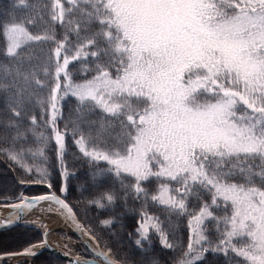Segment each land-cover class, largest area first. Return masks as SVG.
<instances>
[{
    "label": "snow or ice",
    "instance_id": "6c2138e0",
    "mask_svg": "<svg viewBox=\"0 0 264 264\" xmlns=\"http://www.w3.org/2000/svg\"><path fill=\"white\" fill-rule=\"evenodd\" d=\"M14 7L34 6L19 0ZM43 9L49 20L40 33L29 31L31 18L0 25L6 38L3 55L15 65L0 64V80L6 81L0 90L10 93L5 102L16 118L5 127L18 130L0 153L33 171L15 142L26 139L19 132L22 114L29 110L25 105L48 89L36 104L58 146L65 180L60 191L67 193V125L61 131L57 120L60 101L71 95L79 102V122L73 127L79 152L93 163L103 162L104 173L120 181L126 196L147 200L144 182L161 181L151 200L189 215L187 250L176 264H196L209 252L231 253L239 258L236 264H264V0H47ZM56 25L64 29L62 38ZM36 43L53 45L47 51L41 48L42 60L24 55ZM89 60L94 67L83 66ZM70 66L94 74L76 82ZM97 109L100 121L86 118ZM30 122L39 126L36 115ZM38 138L47 139L43 132ZM27 151L33 157L45 155L43 148ZM36 172L35 183L49 180L47 169L37 167ZM204 196L211 197L210 203ZM190 198L195 201L192 212ZM116 199L107 191L90 203L103 209L104 201L113 204ZM41 201L66 210L77 230L98 247L97 238L55 192L31 200L21 195L20 203L9 205L16 219L0 222V228L20 221V213ZM214 209L225 214L217 216ZM141 217L138 248L154 230L162 247L174 249L157 217L143 212ZM208 223L214 226L215 241L209 238ZM46 247L45 239L11 255L35 256L36 249ZM93 251L103 264H122L110 258L111 248ZM69 264L90 262L76 257Z\"/></svg>",
    "mask_w": 264,
    "mask_h": 264
},
{
    "label": "trees",
    "instance_id": "16d2710c",
    "mask_svg": "<svg viewBox=\"0 0 264 264\" xmlns=\"http://www.w3.org/2000/svg\"><path fill=\"white\" fill-rule=\"evenodd\" d=\"M19 0H0V25L7 24L13 18L24 20L31 18L34 24L27 25L29 31L40 33L47 26L49 17L43 9L44 3L47 0H27L33 5V8L19 9L14 7ZM43 16V20L41 19ZM56 32L58 38H62L64 29L56 25ZM70 39L74 40L73 36ZM6 47V38L2 31H0V64L8 65L9 68L15 67L3 55ZM50 43H36L30 49L24 51L27 56L32 53L40 59H44L40 54L41 48L45 51L52 48ZM32 63H37L33 60ZM84 67L92 68L94 65L91 60L86 61ZM70 69L74 73V80L81 82L86 76L91 77L94 73L79 72L77 68ZM3 75V68H0V76ZM40 79H44L42 73L38 74ZM6 82L0 80V83ZM32 90H35L33 87ZM14 91V90H13ZM10 93H5L0 90V148L9 147L12 143V137L17 135L16 128L5 127L16 118L12 116L11 111L7 108L5 96ZM48 89L40 92L39 96H34L31 105H25L29 110L23 115V123L20 125L19 132L26 136V139H19L15 142L16 150L24 149L23 162L33 168L31 173L26 172L16 163L8 159V157L0 153V205H4L13 201L18 196H33L46 194L48 191L55 192V194L63 198L72 208L78 222L84 226L85 230H90L92 235L99 241L98 247L101 251L112 249L110 258L118 259L122 264H153L157 261L158 264H176V260L183 256L187 250L189 239L188 220L189 215L178 214L177 212L167 209L165 206L155 203L151 200V195L157 194V190L161 181L151 179L144 182V187L149 193L148 199L143 197L136 199L131 195L125 194L121 183L114 176L106 175L104 169L107 167L103 162L93 163L89 158L81 154L75 145L73 138V127L78 121L80 113L77 111L79 102L71 95L66 96L60 101L59 107L61 116L57 120V127L61 131H65L67 125V135L65 136V152L64 164L69 173L66 181L67 193H62L60 188L65 184L64 178L61 176L63 169L60 161L57 158V149L53 141L51 129L45 125L44 118L41 116L42 109L36 104V100L46 98ZM36 115L39 126L31 125L30 117ZM87 119L92 121H100L101 113L97 109L94 114H88ZM81 127L84 133L87 134L88 128L83 123ZM98 127V124H97ZM32 129V130H30ZM35 132V135L33 134ZM43 132L47 139L38 138L39 133ZM77 134V138H78ZM95 136V132H93ZM38 148L44 149V157L39 155L33 157L27 149L36 151ZM47 169L49 180L46 183H35L37 177L36 168ZM24 181V183H21ZM47 183L52 184L50 189ZM125 184L131 183L130 180H124ZM173 187H178L173 184ZM113 191L117 199L113 204H108L106 201L103 209L96 207L90 203L93 199L99 197L102 193ZM204 200L210 203L211 197L204 196ZM195 201L189 199V212L194 209L191 207ZM147 213L148 216L157 217L161 223L164 232L168 236V240L175 247L174 249H166L160 243L159 235L150 230L149 239L144 241L141 247H137L135 241L140 239L136 229L141 221V213ZM217 216H222L225 213L220 210H215ZM110 219L112 224L104 226L101 224L102 220ZM209 238L215 241L217 239L212 223H208ZM64 235L63 232H58ZM69 235V234H68ZM72 239L73 236L69 235ZM96 243V240H93ZM41 242V233L34 227H16L8 232L0 233V256L18 253L30 244H38ZM77 244V251L81 253V257L86 258L87 254ZM97 244V243H96ZM236 258L233 254L225 257L223 254H213L211 252L205 254L203 261H197L196 264H236ZM23 264H64L61 260L46 253L41 252L29 259Z\"/></svg>",
    "mask_w": 264,
    "mask_h": 264
},
{
    "label": "water",
    "instance_id": "95a60500",
    "mask_svg": "<svg viewBox=\"0 0 264 264\" xmlns=\"http://www.w3.org/2000/svg\"><path fill=\"white\" fill-rule=\"evenodd\" d=\"M51 193H52L51 191H48L46 194L33 195V196H24V197H26L29 200H31L34 197H39V196H43V195H49ZM20 197L16 198L14 201H11V203H7V204L3 205V207L8 211V216H7V219L6 220H8V219L15 220L16 219V213H15V211L9 205H11L13 203H20ZM61 199H63V198H61ZM63 211L65 212V214H66V216L68 218V221L70 223V227H71V229L68 230V233L70 235H72L76 239L77 243L80 245V247L83 249V251L88 256V258H80V259L81 260L89 261L90 264H103L102 258L96 256L95 255V252L93 251L94 248H96L97 250H100V248L97 247V244L92 239H90L88 235H85L84 236V234L81 231L77 230L75 224L73 223V220L71 218H69L66 210L63 209ZM27 212L28 211H25L23 213H20L19 215L21 216V220L20 221H17L15 224H13V225H11L9 227L0 228V233L8 232V231H10V230H12V229H14L16 227L23 226L22 225V222L26 218ZM75 220L78 221L76 215H75ZM52 232H53L52 230H47V228L43 232H41V241H43V240L46 239V237L44 235L45 233L48 234V233H52ZM47 244H48V247H46V248H38V249H36V252H37L36 255H38L41 252H46V253H48V254L56 257L57 259L61 260L62 262H64V264H69V260L75 259L74 257H72L69 254H68V256H65V253L64 252H62L61 250L57 249L56 247L50 245L48 243V241H47ZM20 252H22V251H20ZM8 256H16V255L9 254V255L0 256V257H8ZM28 257H33V256H28Z\"/></svg>",
    "mask_w": 264,
    "mask_h": 264
},
{
    "label": "bare ground",
    "instance_id": "6f19581e",
    "mask_svg": "<svg viewBox=\"0 0 264 264\" xmlns=\"http://www.w3.org/2000/svg\"><path fill=\"white\" fill-rule=\"evenodd\" d=\"M37 215L38 218L43 219L46 221L48 227L47 230L51 229H56V228H64L66 230H70V223L68 221V218L63 211V209L50 201H41L35 205V207L27 212L26 215V220H31L33 216ZM8 216V211L6 210L5 213H0V222L5 221ZM85 236V235H84ZM53 235L51 233H48L46 236V240L48 242L53 241ZM28 256L24 255H16V256H9L7 257H0V264L3 261L7 262H14L15 260L22 259L25 260L27 259ZM3 264V263H2Z\"/></svg>",
    "mask_w": 264,
    "mask_h": 264
},
{
    "label": "rangeland",
    "instance_id": "374dc122",
    "mask_svg": "<svg viewBox=\"0 0 264 264\" xmlns=\"http://www.w3.org/2000/svg\"><path fill=\"white\" fill-rule=\"evenodd\" d=\"M53 141L55 143L54 138H53ZM55 145H56V143H55ZM57 147L58 146L56 145V149H57ZM76 148L78 149L77 145H76ZM78 151H79V149H78ZM2 212L5 213L6 209L3 206H0V213H2ZM27 221H28V223H25L26 225L30 224L31 226H34V227L39 228L41 230H44V228L48 227L46 221L38 218L37 215L33 216L31 220L28 219ZM51 230L53 231L51 234L53 235V238H54L52 243L50 242V244L52 246L59 248L64 253L67 252L68 254H70L74 258H76V257L83 258V257H81V253L77 251L76 239L75 238L72 239L69 236L70 234L68 233V230H66L64 228H56V229L54 228ZM58 232H63L64 235H60V234H58ZM24 262H25L24 260L18 259V260H15L14 262L3 261L2 263L3 264H23Z\"/></svg>",
    "mask_w": 264,
    "mask_h": 264
}]
</instances>
